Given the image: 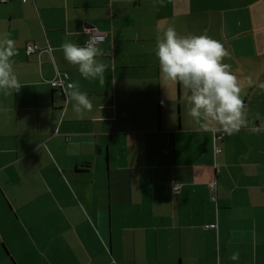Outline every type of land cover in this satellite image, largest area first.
Here are the masks:
<instances>
[{"label":"crops","instance_id":"1","mask_svg":"<svg viewBox=\"0 0 264 264\" xmlns=\"http://www.w3.org/2000/svg\"><path fill=\"white\" fill-rule=\"evenodd\" d=\"M168 27L223 43L246 127L214 137L189 88L160 84ZM5 36L25 86L0 92V264H264V0H5ZM65 42L105 51V84ZM63 72L83 118L44 83Z\"/></svg>","mask_w":264,"mask_h":264},{"label":"clouds","instance_id":"2","mask_svg":"<svg viewBox=\"0 0 264 264\" xmlns=\"http://www.w3.org/2000/svg\"><path fill=\"white\" fill-rule=\"evenodd\" d=\"M60 49L64 59L77 66L84 79H99L101 85L105 84L107 66L97 59L105 55L103 49L92 43L80 46L72 42L63 43ZM16 54L12 39L7 36L0 39V92L5 95L9 90L19 93L25 86L13 70L11 58ZM155 55L159 61L161 85L166 88L173 84L191 90L193 106L189 115L196 118L198 129L231 136L247 126V106L241 96L242 88L237 76L231 72V66L223 63L229 55L223 43L207 35L179 36L175 28L168 27L162 37L157 38ZM64 79H68L67 73L58 77L59 83L57 80H45L44 83L61 87L66 98L71 96L75 101L72 105L74 113L83 118L85 112L93 110V104L87 93L79 90L78 82L64 87ZM260 87L264 88V84ZM201 116L204 117L203 122ZM238 258V253L233 254V260Z\"/></svg>","mask_w":264,"mask_h":264},{"label":"built area","instance_id":"3","mask_svg":"<svg viewBox=\"0 0 264 264\" xmlns=\"http://www.w3.org/2000/svg\"><path fill=\"white\" fill-rule=\"evenodd\" d=\"M2 1H5V0H0V2H2ZM92 36H93V37H101L102 34H101V33H95V32H93ZM37 48H38V46L36 45L35 42H26V43L24 44L23 51H24V53L27 55V54H29V53H31V52L37 50ZM63 74H64V72H63L62 74H59V75L56 76L55 78L51 79L50 81L57 80V82L59 83V81H58V77H59V76H62ZM63 81H65V79H64ZM69 83H70L69 81H65L64 84L67 86ZM50 85H51V84H50ZM213 135H214V137H220V136L222 135V133H213ZM214 185H215L214 181H209V182H207V186H208L210 189L214 188ZM176 187H177L176 184H172V185H171V189H172V191L175 192ZM212 225H213V224H211V223H210V224H205V226H212Z\"/></svg>","mask_w":264,"mask_h":264}]
</instances>
